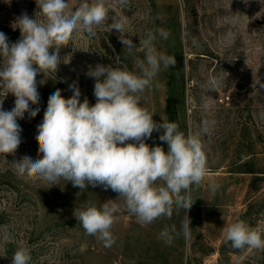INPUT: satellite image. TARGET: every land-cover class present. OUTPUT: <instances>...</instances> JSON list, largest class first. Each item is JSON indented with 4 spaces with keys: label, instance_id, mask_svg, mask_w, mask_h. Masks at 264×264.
Segmentation results:
<instances>
[{
    "label": "rangeland",
    "instance_id": "374dc122",
    "mask_svg": "<svg viewBox=\"0 0 264 264\" xmlns=\"http://www.w3.org/2000/svg\"><path fill=\"white\" fill-rule=\"evenodd\" d=\"M68 2L71 11L80 0ZM105 5L109 20L96 36L73 33L60 49L56 73L37 76L40 101L30 108L40 111L18 118L22 142L15 154H0V264H11L20 248L29 251V264H264V248L233 249L224 233L229 224L243 220L264 234V89L256 84L264 82V0H129L126 8L118 0H105ZM24 13L44 20L36 0H0V32L9 43L20 39L15 24ZM113 15L127 17L123 35L137 45L131 54L120 33L110 30ZM160 29L169 32L167 39ZM149 31L158 53L174 56L177 63L161 68L141 94V105L154 121L178 124L185 136L200 132L206 155L203 181L182 193L194 202L186 210L191 221L187 235L182 229L186 212L175 204L171 218L141 224L110 188L89 185L81 191L63 178L55 185L32 182L19 177L12 164L24 156L39 158L38 125L49 96L58 89L70 98L69 85L75 83L81 102L86 97L91 106L96 80L87 73L97 64L139 74V61L145 60L140 41ZM214 78L220 80L215 88ZM5 95L0 88L3 110L10 111L15 97ZM226 95L230 100L221 102ZM205 120L214 121L210 133L202 132ZM161 134L163 129L154 131L145 142L167 152ZM109 200L119 211L111 229L115 243L105 247L86 234L74 213Z\"/></svg>",
    "mask_w": 264,
    "mask_h": 264
},
{
    "label": "clouds",
    "instance_id": "9594fccd",
    "mask_svg": "<svg viewBox=\"0 0 264 264\" xmlns=\"http://www.w3.org/2000/svg\"><path fill=\"white\" fill-rule=\"evenodd\" d=\"M126 8L129 0H118ZM247 2V0H245ZM43 21L22 14L16 21L20 39L9 43L0 32V88L15 97L14 108L3 110L0 100V154H15L21 144L22 129L17 123L27 112L35 117L40 108L37 76L56 73L61 64L60 49L68 44L73 33L85 32L96 36V29L109 20V7L105 0H80L69 11L68 0H36ZM110 30L120 33V41L129 54L137 47L123 34L126 16L113 15ZM167 39L169 32L159 30ZM149 31L140 41L145 50V60L139 61L140 73L127 68H112L97 64L87 75L94 77L96 103L80 100L79 87L69 85L73 92L65 99L61 90L49 96L42 123L38 125L35 139L39 145V158L24 156L14 165L17 175L32 182L45 181L55 185L63 178L81 191L103 186L119 194L125 210L141 224H149L161 216L171 218L173 205L190 210L193 201L188 194L193 185H199L207 171L206 155L201 133L187 136L175 122L153 120V113L141 105V94L161 71L174 68V56L158 53ZM87 51V50H84ZM40 84L45 83L41 80ZM260 89L264 82L256 81ZM213 88L220 85L214 78ZM5 95V96H6ZM214 121L202 122V132L210 133ZM163 129L160 141L167 143V152L157 145L150 147L145 140L154 131ZM157 181H162L158 185ZM215 187V186H214ZM119 205L109 200L101 207L90 205L74 213L75 218L89 236L102 241L105 247L115 243L111 229ZM187 215L182 229L187 235L191 228ZM225 243L233 249L264 248V238L256 228L243 220L229 224L225 229ZM167 235V232L162 233ZM30 253L20 248L13 254L11 264H29Z\"/></svg>",
    "mask_w": 264,
    "mask_h": 264
},
{
    "label": "built area",
    "instance_id": "2783aa9c",
    "mask_svg": "<svg viewBox=\"0 0 264 264\" xmlns=\"http://www.w3.org/2000/svg\"><path fill=\"white\" fill-rule=\"evenodd\" d=\"M228 100H230V96H228V95H226V96H222V97L220 98V101L223 102V103L227 102Z\"/></svg>",
    "mask_w": 264,
    "mask_h": 264
}]
</instances>
